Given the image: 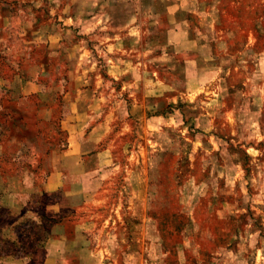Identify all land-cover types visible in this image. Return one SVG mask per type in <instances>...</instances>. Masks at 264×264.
<instances>
[{"label":"rangeland","instance_id":"374dc122","mask_svg":"<svg viewBox=\"0 0 264 264\" xmlns=\"http://www.w3.org/2000/svg\"><path fill=\"white\" fill-rule=\"evenodd\" d=\"M62 97L104 163L79 210L44 192ZM55 223L69 264H264V0H0V264Z\"/></svg>","mask_w":264,"mask_h":264},{"label":"crops","instance_id":"0c3cea01","mask_svg":"<svg viewBox=\"0 0 264 264\" xmlns=\"http://www.w3.org/2000/svg\"><path fill=\"white\" fill-rule=\"evenodd\" d=\"M100 4V3H99ZM62 104H67L69 107V113L66 116L60 118L61 123L67 122H75L80 121L79 124L71 123L69 125L70 128L64 129L67 131L68 135L71 136V141L69 147L64 153V165L62 168L54 169L48 176L44 183V192L45 194H57L58 199L52 205L56 207V211L63 210H79L82 206L87 204L92 197L97 195L96 193L99 185L104 183V177L100 175L103 169V162L95 163L93 167H89L87 164V160L83 161L86 154L90 152H84L83 146L85 142H88L89 138L86 139L84 134L88 133V130L83 134L81 121L84 122V126L87 127V119L88 113L82 108L79 99L76 100H67L62 97ZM96 129V127H95ZM91 139V138H90ZM101 153H95V158H97ZM71 161L75 164L71 166ZM99 169L100 171H93V175H91V171L89 170ZM67 171L66 175H59V171ZM58 171V172H57ZM99 173V174H98ZM71 186V187H69ZM72 186H76L75 188ZM55 213V211H54ZM57 213V212H56ZM61 223H55L51 225L49 230L48 239L46 241L45 250L47 252L46 255V264H53V261L59 262V264H69L71 262L72 256V247L73 251L76 250L78 246V241L82 242L84 239L82 236V240L80 238L81 233L78 232L73 233L69 230V236L67 235H58L55 233V230L60 227L65 229L66 227L62 226ZM87 241V240H85ZM83 263L87 262V260H81Z\"/></svg>","mask_w":264,"mask_h":264}]
</instances>
